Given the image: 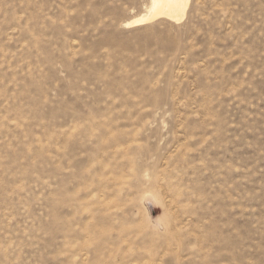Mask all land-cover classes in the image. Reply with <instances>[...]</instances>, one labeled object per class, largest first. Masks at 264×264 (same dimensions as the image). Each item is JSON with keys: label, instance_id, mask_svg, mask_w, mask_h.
<instances>
[{"label": "rangeland", "instance_id": "obj_1", "mask_svg": "<svg viewBox=\"0 0 264 264\" xmlns=\"http://www.w3.org/2000/svg\"><path fill=\"white\" fill-rule=\"evenodd\" d=\"M0 0V264H264V0Z\"/></svg>", "mask_w": 264, "mask_h": 264}, {"label": "bare ground", "instance_id": "obj_2", "mask_svg": "<svg viewBox=\"0 0 264 264\" xmlns=\"http://www.w3.org/2000/svg\"><path fill=\"white\" fill-rule=\"evenodd\" d=\"M188 3V0H151L148 12L130 21L127 27L147 24L161 16L170 18L180 17L181 19L185 14Z\"/></svg>", "mask_w": 264, "mask_h": 264}]
</instances>
